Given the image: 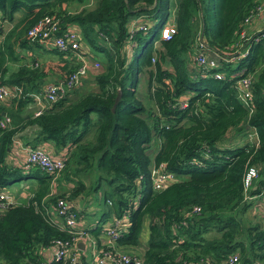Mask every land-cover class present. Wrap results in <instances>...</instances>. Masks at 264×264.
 Listing matches in <instances>:
<instances>
[{
    "label": "trees",
    "instance_id": "trees-1",
    "mask_svg": "<svg viewBox=\"0 0 264 264\" xmlns=\"http://www.w3.org/2000/svg\"><path fill=\"white\" fill-rule=\"evenodd\" d=\"M85 3L0 0L2 18L11 20L21 11L12 31L4 35L0 73L11 57L8 38L16 27L21 43L44 46L26 38L25 31L47 15L57 21L56 35L70 26L79 35L75 49L47 46L59 57L60 80L80 65L77 53L98 62L91 80L95 91L73 99L66 92L26 118L21 107L32 99L29 89L44 76L46 63H23L0 78V83L21 85L23 91L9 100L10 108L0 105V119L9 118L0 126V187L19 177L36 179L26 202L0 209V264H38L54 240L71 241L73 235L49 220L43 206L62 197L77 209L79 219L83 213L76 195L85 187L79 176L94 172L90 188L103 182L100 195L107 204L87 226L98 246L131 252L142 264H222L233 253L235 264L264 262V229L244 224V195L249 189L242 186L247 165L264 167V37L250 38L256 33V18L243 24L250 9L264 0H96L88 7ZM70 4L80 7L70 10ZM171 9L173 30L161 37ZM134 21L144 27L130 32ZM242 29L248 37L240 36ZM126 47L131 48L130 55ZM243 48L246 54L231 57ZM198 51L214 58L215 66L196 65L192 55ZM141 72L146 76L147 102L135 92ZM242 76L250 77L247 103L238 96ZM118 90L120 96L111 109ZM31 124L37 132L28 144L48 141L54 151H46L63 160L54 179L35 165L24 169L5 163L12 134ZM249 128L255 131L256 143L218 144L229 131L237 135ZM159 163L175 179L155 189L150 166ZM54 186L56 192L49 195ZM195 205L199 211L191 212ZM111 212L126 215L127 231L108 245L107 237L101 243L99 234Z\"/></svg>",
    "mask_w": 264,
    "mask_h": 264
},
{
    "label": "built area",
    "instance_id": "built-area-1",
    "mask_svg": "<svg viewBox=\"0 0 264 264\" xmlns=\"http://www.w3.org/2000/svg\"><path fill=\"white\" fill-rule=\"evenodd\" d=\"M264 13V3H258L252 7L244 18L243 24L246 26L252 19L258 18ZM144 27L139 21L131 23L130 32L135 28ZM57 21L53 16H43L32 24L25 31V37L30 40H36L42 43L44 46L56 47L64 50L66 48L75 49L79 45V35L73 28H69L62 35H56ZM173 30V21L171 23H164L161 29V37H167ZM240 36L246 38L245 32L242 29ZM263 38L264 30L257 31L250 38ZM239 50V49H238ZM246 49H240L234 53L231 57L243 56L246 54ZM245 51V53H244ZM80 60V65L76 70L66 79L57 80L55 82L47 83L43 85L38 92H28L30 96L37 99L42 97L46 100V103H51L61 97L64 93L71 90L75 85L79 83L81 77L86 73L88 59L81 53L76 55ZM227 59L228 57H224ZM194 62L198 66L214 67L215 59L207 56L204 52L198 51L193 55ZM93 67H98V62H93ZM215 76H219L216 72ZM249 76H242L238 79L239 98L244 102L250 99V83ZM23 94L21 85L12 84L6 85L0 83V100L2 99H14ZM181 107L185 106V101L179 100ZM36 109L33 114H38L43 108ZM9 121V118L5 116L0 119V126H4ZM25 158L22 163V167L28 168L30 165L37 166L40 170L53 175V179L59 174L63 167V160L59 156L50 155L45 148L41 146H25ZM152 187L160 189L166 186L169 182L174 180L173 173L164 169V164L159 163L158 166H152L150 169ZM258 175V168L253 165H247L242 175V186L244 191H247L251 186L253 179ZM247 196L245 192L244 198ZM13 203V199L10 194L0 189V209H3L7 204ZM44 214L49 220L54 222L60 229L67 230L73 236L71 241L67 240H54L51 246L47 249L49 251L48 256H44V259L38 264H50L51 261L60 260L63 264H142V259L131 252H127L116 247H103L98 246L94 237L89 232V229L78 223L76 216V208L71 207L68 201L62 197L56 199L54 204L49 207L43 206ZM191 212H198L199 206L195 205L191 208ZM127 219L126 215L110 217L107 225L104 227L105 236L108 239V245H111V240L115 239L118 235L127 231ZM82 241L85 247H90V257L87 259L80 258L76 254V242ZM237 261V255H229L222 264H235ZM52 264V263H51Z\"/></svg>",
    "mask_w": 264,
    "mask_h": 264
},
{
    "label": "crops",
    "instance_id": "crops-1",
    "mask_svg": "<svg viewBox=\"0 0 264 264\" xmlns=\"http://www.w3.org/2000/svg\"><path fill=\"white\" fill-rule=\"evenodd\" d=\"M80 5H74L70 4L69 9H76L79 8ZM21 15V11H16L14 14V17L11 20L4 19L0 16V49L4 48V40L7 39L4 35L6 32H11L13 24L16 22V20ZM169 17L173 20V12L172 9L170 10ZM169 17L167 18L165 23H171L169 22ZM260 16L255 19L253 29H255L257 32V28L261 25L260 22ZM70 28H73V26H70ZM74 29V28H73ZM18 28L16 27L13 31V33L8 38L9 43L11 44L12 54L11 57H8L4 62V71L0 73V78H6L12 71H15L17 67L20 64H26L29 65L31 62H36L38 65H42L43 63H46L45 67L42 69L44 72V76L38 81L35 80L36 85L33 86L31 89H29L30 92H38L40 91L41 87L47 83L55 82L59 80L60 73L58 71V67L56 64L59 62V57L52 54L51 52H48L47 46H26L25 43H21V37L17 36ZM129 46H130V42ZM126 54L130 55L131 48L128 50L126 47L125 49ZM194 55V54H193ZM192 55V56H193ZM33 60V61H32ZM89 64L86 68V73L83 77H81V80L77 85H75L71 90L68 91L67 98L73 99L76 96L85 93L89 90L95 91L96 89L92 88V74L95 72V67H93L94 60L88 59ZM2 83V82H1ZM4 84V83H2ZM32 99L26 101L20 110V114L23 115L24 118L28 117V115H33L34 111L41 106L44 108L47 103L46 100L42 97H39V99L31 96ZM10 99H2L0 100V105H2L5 108H10ZM14 105V104H13ZM14 107V106H13ZM5 112L2 111V114ZM11 123V122H10ZM10 126V125H9ZM12 127H17V125H14ZM37 132V127L34 124L31 125H24L23 127L16 128L14 133L11 136V146L8 149L5 163L9 165V167H22V163L24 161V158L26 156L24 147L25 146H31V144H28L32 141L35 133ZM225 138H223L218 144L220 146H228L232 144H241L245 141L256 143V134L253 128L247 129V131H240L237 135L232 134V130L229 131ZM250 132L253 133V136H249L247 138V134ZM245 133V134H244ZM230 136V137H229ZM236 139V141H235ZM234 141V142H233ZM45 149L51 150L52 152V144L48 141H45L41 145H39ZM54 151V150H53ZM151 165L150 167H152ZM258 175L253 179V182L251 186L249 187V193H247V196L245 197V201L247 202V206L245 207V215L243 213V222L244 224H248L250 222H253L255 218H259L260 225L264 229V167L262 165L258 166ZM10 175V174H9ZM21 182L20 188L15 187V183ZM36 185V179L32 176H25V177H19L11 182H9L6 186L0 187L1 190L6 191L8 194L11 195L13 199V203H24L27 201L28 197L31 195L33 188ZM58 183V187H59ZM10 187L12 189H10ZM57 187V184H56ZM55 190V186L53 188H50L49 195L51 194V191ZM56 190L54 191V193ZM44 199V198H43ZM42 199V200H43ZM41 200V201H42ZM77 207L82 209V217L78 219V223L82 226H90V223L93 221H96L98 219V215L95 216L93 213V208L91 209L90 206H86L83 204L77 203ZM83 209H89V214L84 213ZM249 211V213H248ZM249 220V221H248ZM108 223V222H107ZM107 225V224H106ZM105 227V226H104ZM103 229V228H102ZM144 234V233H143ZM146 236V233H145ZM100 242H104L106 240V236L104 231L99 234ZM78 242V241H77ZM76 242V254L83 259H87L90 257V247H85L82 242V247L78 246ZM130 250H141V247H132ZM44 256L49 255L48 249H46L43 252ZM256 263V262H255ZM260 263V262H258Z\"/></svg>",
    "mask_w": 264,
    "mask_h": 264
},
{
    "label": "rangeland",
    "instance_id": "rangeland-1",
    "mask_svg": "<svg viewBox=\"0 0 264 264\" xmlns=\"http://www.w3.org/2000/svg\"><path fill=\"white\" fill-rule=\"evenodd\" d=\"M96 0H85V4L86 6H92L95 3ZM77 6V5H76ZM260 19H261V25L257 28V31H263L264 30V13H262L260 15ZM169 22L173 21L171 17H169ZM161 35V33H160ZM155 44L157 43L156 41L154 42ZM246 51V50H245ZM244 51V53H245ZM93 89H96V86L94 84H91ZM135 92L136 94L142 99L143 102H147L148 98L146 96V76L144 72H141V74H139V79L135 88ZM235 132V130H232V134ZM245 134V133H244ZM253 136V133L250 132L249 134H247V138L248 137ZM236 141V139H235ZM234 142V141H233ZM18 174V172H17ZM15 175H11V177L14 178ZM94 176H95V172L94 173H86V174H80V178L83 179L85 181V187L83 189H81V191L79 192L78 195H76L77 198H79V203L86 205V206H90L91 209L93 208V213L96 215H98L100 213L101 210L106 209L107 208V204L104 203L102 196L100 195L102 193V189L105 188V185L103 182L99 183V186L97 188H90V185L93 184L92 180H94ZM175 179V177H174ZM21 182H17L15 183V187L20 188ZM75 185L77 183H74ZM68 185V184H67ZM73 185V184H72ZM63 186V185H62ZM72 186L67 187V189L71 188ZM13 188V187H12ZM10 187V189H12ZM64 188V187H62ZM88 188V189H86ZM64 189H59L58 191H62ZM66 190V188H65ZM84 213L89 214V209H83ZM249 213V211H248ZM91 215V214H89ZM244 215H245V211H244ZM243 215V216H244ZM109 217L112 218V212L110 213ZM249 221V220H248ZM252 224H259L260 225V220L259 218H255L253 222H250ZM107 221L103 222V226H106ZM261 227V225H260ZM262 228V227H261ZM145 234L142 235V238L144 239ZM142 247V246H141ZM261 264H264V262H260Z\"/></svg>",
    "mask_w": 264,
    "mask_h": 264
},
{
    "label": "water",
    "instance_id": "water-1",
    "mask_svg": "<svg viewBox=\"0 0 264 264\" xmlns=\"http://www.w3.org/2000/svg\"><path fill=\"white\" fill-rule=\"evenodd\" d=\"M201 36H202V32L199 33V38H200V39H201ZM119 96H120V91L118 90L117 93H116V95H115V97H114V101H113V104H112L111 109L114 108V106H115V104H116V102H117ZM77 245L80 246V247H82V242H81V241H78V242H77ZM254 264H261V263L256 262V263H254Z\"/></svg>",
    "mask_w": 264,
    "mask_h": 264
}]
</instances>
